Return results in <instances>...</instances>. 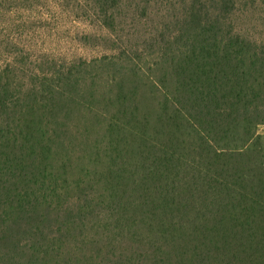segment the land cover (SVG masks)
Segmentation results:
<instances>
[{
	"label": "trees",
	"instance_id": "16d2710c",
	"mask_svg": "<svg viewBox=\"0 0 264 264\" xmlns=\"http://www.w3.org/2000/svg\"><path fill=\"white\" fill-rule=\"evenodd\" d=\"M63 1L112 53L5 41L0 264H264V41L233 21L250 0ZM169 1L179 14L119 46L127 9Z\"/></svg>",
	"mask_w": 264,
	"mask_h": 264
},
{
	"label": "rangeland",
	"instance_id": "374dc122",
	"mask_svg": "<svg viewBox=\"0 0 264 264\" xmlns=\"http://www.w3.org/2000/svg\"><path fill=\"white\" fill-rule=\"evenodd\" d=\"M170 3L150 4L145 18L134 19V24L130 10L123 8L128 16L126 24L117 32L121 39L119 46L141 47L150 40L157 27L161 28L170 22L171 16L179 14L178 7L173 10L167 7ZM86 11L83 2L0 0V54L7 55L4 43L11 39L19 45L13 43L11 51L20 50L31 59L49 55L57 61L60 58L62 61L92 60L111 54V33L91 22L93 17L89 13L83 16ZM233 21L244 35L264 41V0H250L235 14Z\"/></svg>",
	"mask_w": 264,
	"mask_h": 264
}]
</instances>
